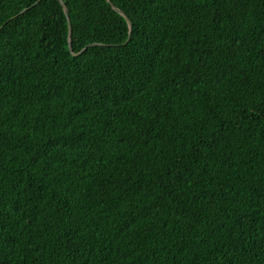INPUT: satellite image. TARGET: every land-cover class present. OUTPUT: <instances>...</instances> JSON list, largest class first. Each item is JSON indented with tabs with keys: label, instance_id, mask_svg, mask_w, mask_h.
Returning a JSON list of instances; mask_svg holds the SVG:
<instances>
[{
	"label": "trees",
	"instance_id": "obj_1",
	"mask_svg": "<svg viewBox=\"0 0 264 264\" xmlns=\"http://www.w3.org/2000/svg\"><path fill=\"white\" fill-rule=\"evenodd\" d=\"M0 264H264V0H0Z\"/></svg>",
	"mask_w": 264,
	"mask_h": 264
},
{
	"label": "water",
	"instance_id": "obj_2",
	"mask_svg": "<svg viewBox=\"0 0 264 264\" xmlns=\"http://www.w3.org/2000/svg\"><path fill=\"white\" fill-rule=\"evenodd\" d=\"M65 7V10H66V14L68 15V11H67V8H66V6H64ZM120 13H122L124 16H126L125 15V13L122 11V10H119V9H117ZM127 17V16H126ZM127 19H128V17H127ZM129 24H130V22H129ZM71 35V34H70Z\"/></svg>",
	"mask_w": 264,
	"mask_h": 264
},
{
	"label": "clouds",
	"instance_id": "obj_3",
	"mask_svg": "<svg viewBox=\"0 0 264 264\" xmlns=\"http://www.w3.org/2000/svg\"><path fill=\"white\" fill-rule=\"evenodd\" d=\"M65 6V5H64ZM67 8V7H66ZM64 9H65V7H64ZM66 11V10H65ZM67 11H68V9H67ZM131 25V24H130Z\"/></svg>",
	"mask_w": 264,
	"mask_h": 264
}]
</instances>
